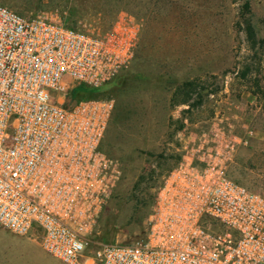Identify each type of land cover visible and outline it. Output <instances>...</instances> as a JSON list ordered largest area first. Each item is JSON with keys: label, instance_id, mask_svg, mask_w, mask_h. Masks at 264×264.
<instances>
[{"label": "built area", "instance_id": "1", "mask_svg": "<svg viewBox=\"0 0 264 264\" xmlns=\"http://www.w3.org/2000/svg\"><path fill=\"white\" fill-rule=\"evenodd\" d=\"M141 34L125 13L99 33L0 3V227L63 264H264V196L229 174L254 133L236 106L185 142L145 238L88 251L121 176L104 149L114 102L70 96L117 79Z\"/></svg>", "mask_w": 264, "mask_h": 264}, {"label": "rangeland", "instance_id": "2", "mask_svg": "<svg viewBox=\"0 0 264 264\" xmlns=\"http://www.w3.org/2000/svg\"><path fill=\"white\" fill-rule=\"evenodd\" d=\"M250 1L258 32L253 50L237 25L242 0H0L24 16L86 31L105 33L124 13L142 23L131 66L100 91L89 90L114 102L104 149L121 170L88 236L89 252L145 238L163 178L185 142L208 131L220 110L236 106L254 132L230 176L264 196V0ZM140 182L147 188L138 194ZM0 264L63 263L35 235L0 227Z\"/></svg>", "mask_w": 264, "mask_h": 264}, {"label": "trees", "instance_id": "3", "mask_svg": "<svg viewBox=\"0 0 264 264\" xmlns=\"http://www.w3.org/2000/svg\"><path fill=\"white\" fill-rule=\"evenodd\" d=\"M237 25L242 29L244 35L246 37L247 42L251 45V49H255L258 43V32L254 25L252 10H251V1L250 0H242V3L239 8L238 14V22ZM247 71L249 72L250 69L248 68ZM102 89V88H101ZM101 89H98L99 91ZM90 89L86 88H77L71 97V100H81L84 98H100L95 96V93H91ZM98 94V93H97ZM142 184L145 183H137L135 185V192L140 194L142 190L147 188V185L143 187ZM143 187V188H142ZM142 188V189H141Z\"/></svg>", "mask_w": 264, "mask_h": 264}]
</instances>
